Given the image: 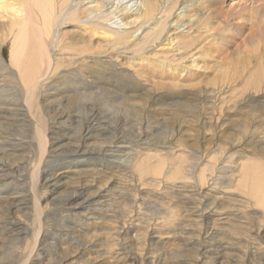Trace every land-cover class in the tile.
Returning <instances> with one entry per match:
<instances>
[{
  "label": "bare ground",
  "instance_id": "6f19581e",
  "mask_svg": "<svg viewBox=\"0 0 264 264\" xmlns=\"http://www.w3.org/2000/svg\"><path fill=\"white\" fill-rule=\"evenodd\" d=\"M255 92L264 0H0V264H264Z\"/></svg>",
  "mask_w": 264,
  "mask_h": 264
},
{
  "label": "rangeland",
  "instance_id": "374dc122",
  "mask_svg": "<svg viewBox=\"0 0 264 264\" xmlns=\"http://www.w3.org/2000/svg\"><path fill=\"white\" fill-rule=\"evenodd\" d=\"M237 2V1H236ZM235 2V3H236ZM234 3V2H233ZM227 4H229V5H232V3L230 2V3H227ZM234 6H236V5H234ZM3 58L4 59H6L7 61H9V54H8V51H7V48L5 47L4 48V51H3ZM209 58H211V59H214V60H218L219 59V56L218 55H216V54H213V55H211V56H209ZM209 58H207V59H205V58H201L200 60H199V62H200V64H203L204 63V61H207ZM163 71V73L164 72H167L166 73V75H165V77L167 78H164V81H166V82H170V81H173V79H171V77H172V75L168 72V71H166V69L165 70H162ZM162 71H160V73L162 72ZM213 74H211V72H209V74H210V76L211 77H215V75H216V73H214V72H212ZM208 74V75H209ZM124 77H119V88H121V89H124L125 87H127L128 86V84H130L129 83V80H127L126 78H124ZM210 79H213V78H210ZM126 81H127V83H126ZM198 81H200V80H198ZM123 84V85H122ZM127 84V85H126ZM135 85V84H134ZM168 85V84H167ZM123 86V87H122ZM195 91L196 90H193V91H189V90H187V89H183V88H179V89H177L175 92H170V91H168V90H160V92H159V96H160V98H156L154 101H152L150 104H151V109H153V111H155V113L154 114H151V119L154 121V120H161V118H170V116L172 115V112L173 111H177V109L178 110H181V112L183 113V114H186V112H187V108L186 107H182V106H180V107H174V106H171L170 105V103L172 102V103H174V104H177L178 102H177V99H178V97H179V95H177L178 93L180 94V92L182 93V94H185V93H188V94H193V93H195ZM262 91V90H261ZM260 91V92H261ZM165 93H171V94H176L177 96H174V97H170L171 99L173 98V100L170 102V100L169 101H167V100H164L163 99V95H167V94H165ZM253 94H256V95H258L259 97H264V93H253ZM118 95H120V96H122V93H120V92H118ZM162 95V96H161ZM257 96V97H258ZM241 99H242V97L238 100V103H236V104H228V105H226L224 108H223V110H226L228 107L229 108H231V107H235L236 105H241V106H244L245 107V111H251V110H254L255 108H256V106H255V104H254V102H252V100H254V99H252V100H250V96H249V94H247L246 95V98H244L243 100H242V102H239V101H241ZM180 103L179 104H181V105H185V104H188V102H189V100H190V98L188 97V96H186V98H180ZM179 101V100H178ZM200 102V100H197L196 101V103H197V106L200 104L199 103ZM173 104V105H174ZM182 107V108H181ZM171 109V110H170ZM165 110H168L169 112H168V114H165L167 111H165ZM232 110V109H231ZM219 112H221L220 110H218V112L217 113H219ZM243 113H245V112H243ZM261 113H264V108H262L261 109ZM233 114V113H232ZM232 114H230V115H232ZM189 115V114H188ZM218 115V114H217ZM230 115H226V116H230ZM190 116V115H189ZM208 118V117H207ZM185 119L186 120H190L189 118H188V116H186L185 117ZM239 132V129L238 128H232V129H230L229 131H227V134H229V133H238ZM221 136H223L222 134H220ZM225 137L226 136H224V137H222L223 139H225ZM162 140H160V142H161ZM176 142V141H175ZM175 142H174V144H175ZM249 145V144H248ZM163 146H165V147H168L169 148V146L170 145H164V143L162 144V147ZM152 148H155L154 146L152 147ZM252 149V148H251ZM249 150L250 151V155H249V157L248 158H251L253 155H254V153L256 152L257 153V151L256 150H254V149H252V150ZM112 154H110V153H107L108 155H107V157H105L104 159H106V160H112V158H113V154H115L116 153V155H117V152L116 151H118L117 150V148L116 147H113L112 149ZM255 151V152H254ZM254 158H255V156H253ZM106 160H105V162H106ZM57 192V194H59V190H57L56 191ZM51 199V198H50ZM49 199V200H50ZM255 232L257 231V229H255L254 230ZM59 243V242H58ZM61 243V242H60ZM46 262V259H40V261L39 262ZM39 262H35L36 264H40ZM254 264H257V263H254Z\"/></svg>",
  "mask_w": 264,
  "mask_h": 264
}]
</instances>
